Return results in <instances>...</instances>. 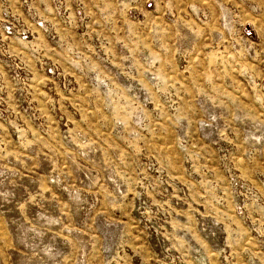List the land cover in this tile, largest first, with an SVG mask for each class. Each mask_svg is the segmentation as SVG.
Masks as SVG:
<instances>
[{
    "label": "rangeland",
    "instance_id": "rangeland-1",
    "mask_svg": "<svg viewBox=\"0 0 264 264\" xmlns=\"http://www.w3.org/2000/svg\"><path fill=\"white\" fill-rule=\"evenodd\" d=\"M0 264H264V0H0Z\"/></svg>",
    "mask_w": 264,
    "mask_h": 264
}]
</instances>
